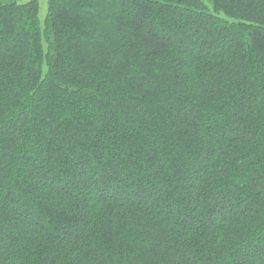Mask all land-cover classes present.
Wrapping results in <instances>:
<instances>
[{
	"label": "trees",
	"instance_id": "16d2710c",
	"mask_svg": "<svg viewBox=\"0 0 264 264\" xmlns=\"http://www.w3.org/2000/svg\"><path fill=\"white\" fill-rule=\"evenodd\" d=\"M0 264H264V0H0Z\"/></svg>",
	"mask_w": 264,
	"mask_h": 264
},
{
	"label": "rangeland",
	"instance_id": "374dc122",
	"mask_svg": "<svg viewBox=\"0 0 264 264\" xmlns=\"http://www.w3.org/2000/svg\"><path fill=\"white\" fill-rule=\"evenodd\" d=\"M40 6V18L42 23H44L45 18L48 15L49 0H38Z\"/></svg>",
	"mask_w": 264,
	"mask_h": 264
}]
</instances>
